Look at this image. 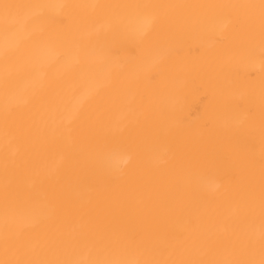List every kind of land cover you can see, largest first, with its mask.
I'll return each instance as SVG.
<instances>
[{"label":"bare ground","instance_id":"6f19581e","mask_svg":"<svg viewBox=\"0 0 264 264\" xmlns=\"http://www.w3.org/2000/svg\"><path fill=\"white\" fill-rule=\"evenodd\" d=\"M0 264H264V0H0Z\"/></svg>","mask_w":264,"mask_h":264},{"label":"clouds","instance_id":"9594fccd","mask_svg":"<svg viewBox=\"0 0 264 264\" xmlns=\"http://www.w3.org/2000/svg\"><path fill=\"white\" fill-rule=\"evenodd\" d=\"M130 161H131V156L129 154L127 153L118 154L117 163L119 168L122 169L126 167L130 163ZM208 184L213 190L219 187V184L213 181H209Z\"/></svg>","mask_w":264,"mask_h":264}]
</instances>
